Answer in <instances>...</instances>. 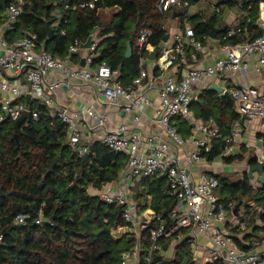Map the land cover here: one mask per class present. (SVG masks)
<instances>
[{
    "label": "built area",
    "instance_id": "obj_1",
    "mask_svg": "<svg viewBox=\"0 0 264 264\" xmlns=\"http://www.w3.org/2000/svg\"><path fill=\"white\" fill-rule=\"evenodd\" d=\"M29 1L11 0L0 18V124L7 117L17 121L25 111H29L30 120H38L39 112L31 111L29 104L39 102L49 108L53 119L66 125L67 144L78 157H84L90 145L98 142L127 158L118 179L89 188L90 194L102 201L124 206L127 226L114 229L112 234L120 239L133 233L135 242L122 253L120 264H155L158 253L173 260L183 244L195 264H264V233L249 242H243V233H234L248 227L259 207L251 204L247 209L222 200L217 193L219 179L206 168L223 157L244 155L243 162L247 161L250 152L243 147L254 148L258 165L264 163V137L260 144L248 142L242 127L245 120H259L264 136V0H258L260 34L236 44L224 42L242 31L244 18L251 21L241 0H237L239 15L227 9L223 37L205 36L207 42L196 37L190 19L192 2L218 0H156L155 9L168 15V39L155 46L149 43L151 31L140 30L134 46L138 73L127 84L121 79V68L96 62L101 54L99 27L92 34L91 47L82 48L84 41L77 38L62 59L48 52L29 28L16 34L17 22ZM100 1L54 0L50 27L54 33L66 35L70 15L78 9H96ZM119 10L105 8L104 12ZM224 11L213 4L212 12ZM212 42L217 54H205ZM82 58L85 66L81 65ZM249 72L258 75L260 83L250 82ZM211 84L222 86L231 95L241 117L222 138L225 145L213 161L208 155L214 149L213 140L222 137L220 128L213 117L196 119L191 111L192 103ZM114 114L122 122L115 123ZM180 119L192 125L189 135L179 132ZM249 166L247 162L243 170L248 172ZM162 175L175 197V207L164 218L152 208L139 213L134 188L144 178ZM260 176L257 171L251 176L254 187L262 186ZM28 218L30 214H19L15 222L24 224ZM43 221L41 214L36 223ZM144 231H148L147 245ZM170 250L173 254L168 257Z\"/></svg>",
    "mask_w": 264,
    "mask_h": 264
},
{
    "label": "trees",
    "instance_id": "obj_2",
    "mask_svg": "<svg viewBox=\"0 0 264 264\" xmlns=\"http://www.w3.org/2000/svg\"><path fill=\"white\" fill-rule=\"evenodd\" d=\"M241 2L251 21L244 18L242 31L224 44H236L246 41L252 34L254 37L260 34L257 26L258 0ZM155 3L156 0H101L96 9L74 11L66 26L67 34L63 36L55 32L51 40L47 24L51 26L54 20V0H30L17 22L16 33L29 28L37 33L38 41L45 44L48 52L62 59L67 56L75 39L85 42L99 27L101 54L96 62L105 61L113 68H121V79L127 84L138 73L139 58L134 46L140 30L151 31L149 43L155 46H159L168 33L165 27L168 15L159 13ZM213 4L223 11L239 10L237 0L200 4L190 19L196 37L204 42V37L210 35V24L218 28L225 26L222 13L212 12ZM114 7L120 10L112 12L110 20L104 21L101 15L104 9ZM223 35L224 32L219 37ZM128 41L133 45L130 57L125 56ZM29 108L37 110L40 116L38 120L31 119L21 126L19 142L15 139L13 121L6 120L0 124V189L9 194V197L0 196V228L3 234L0 264H120L122 253L135 242L133 233H127L120 239L112 234L114 229L127 226L124 206L102 201L98 195L90 194L89 188L118 179L127 158L106 145L94 142L89 147V159L84 162V157H78L67 144L66 125L53 119L48 107L31 102ZM191 109L196 119L213 117L220 128L222 137L213 140L214 149L208 155L213 161L221 153L220 147L225 145L222 138L231 133L233 125L241 121V117L232 101L208 88L198 95ZM178 130L182 135H189L192 125L180 119ZM243 148L250 152L248 164L258 165L255 149ZM57 157L60 160L54 171L48 173ZM243 159L244 155H237L223 157L222 160L225 164H233ZM214 175L219 179L217 193L222 200L234 201L247 209L255 204L260 209L252 215L246 229L235 230L234 233L246 234L245 239L259 237V231H264V227L257 224L258 220L264 222V183L261 187H254L247 171L236 180L226 173ZM134 191L139 213L152 208L158 217L164 218L176 205L165 175L142 179ZM19 214H30V218L26 223L18 224L15 219ZM41 214L44 221L37 224ZM143 233L147 245L148 231ZM235 240L238 241L237 238ZM164 248H168L167 241ZM163 260L160 253L155 255V264H161ZM171 264H195L186 244L181 245Z\"/></svg>",
    "mask_w": 264,
    "mask_h": 264
},
{
    "label": "water",
    "instance_id": "obj_3",
    "mask_svg": "<svg viewBox=\"0 0 264 264\" xmlns=\"http://www.w3.org/2000/svg\"><path fill=\"white\" fill-rule=\"evenodd\" d=\"M8 3V0H0V8L5 9L6 5ZM47 29H48V33H49V39H54V31L53 29L50 27L49 24H47ZM210 37L213 39H217L219 34L225 31V27L223 28H218L213 24H210ZM168 34L165 36L164 40L168 39ZM92 39H93V35L91 34L87 41L82 43V48H89L91 47L92 44ZM133 54V45H132V41H128L127 43V51L125 56L126 57H130ZM157 54V51L152 55V58H155ZM81 65L85 66V58H82L81 60ZM208 90L211 91H215L217 92L221 97H226L227 99H229L230 101H233V98L231 97V95L228 92H224V88L218 84H211L208 87ZM27 102L30 100V95L26 97ZM8 120V117H7ZM245 118H242V121H244ZM25 121H30V113L29 111H25L22 116L14 122V131H15V139L17 142H19V133L21 130V126L25 123ZM260 144V143H258ZM89 159V153L86 154L84 156L83 161H87ZM60 160V157H57L56 159H54L51 163V166L49 168L48 173H51L54 171L56 164L58 163V161ZM257 171L259 172V174H261L260 176V181L264 183V178L262 176L263 172H264V163L263 164H259V165H250L249 169H248V173L250 176H253L254 172ZM0 196H5V197H9V194H5L1 189H0ZM161 264H171V260L170 259H165L162 261Z\"/></svg>",
    "mask_w": 264,
    "mask_h": 264
},
{
    "label": "crops",
    "instance_id": "obj_4",
    "mask_svg": "<svg viewBox=\"0 0 264 264\" xmlns=\"http://www.w3.org/2000/svg\"><path fill=\"white\" fill-rule=\"evenodd\" d=\"M200 4H197V3H195V5H193L192 4V9L193 8H196V10L198 11L199 10V6ZM212 9V8H211ZM196 11V12H197ZM196 12H191L192 14H194V13H196ZM232 12L234 13V15H235V13L237 14V15H239V10H232ZM227 13V9H225V11H224V18H226V16H225V14ZM223 14V13H222ZM230 15V14H229ZM228 15V16H229ZM231 16H233V15H231ZM230 16V17H231ZM233 18V17H232ZM215 43L214 42H212V43H209V47H211V49L209 50L207 47H206V49H205V51H204V53L205 54H210V53H212V54H217V48L215 47ZM213 46H214V48H213ZM251 72H252V70L254 71V69H253V64H252V66L250 67V69H249ZM248 77H249V80H250V82H256V83H260V81H261V78L258 76V75H253V74H250V72H249V74H248ZM115 115V117L113 118V120H114V122L115 123H117V124H119L120 122H122V119H121V117H119V116H117L116 114H114ZM188 123V122H187ZM242 127L245 129V134H246V138H247V141L248 142H251V143H254V142H256L257 144L259 143V141L264 137L263 136V132H262V128H261V125H260V121L259 120H245V122H244V124H242ZM252 147V146H251ZM215 161H218V163L219 162H221L222 161V159H216ZM223 162V161H222ZM235 163V165L233 166L234 168H233V171L235 172V173H238V169H241L242 171H244L243 170V166L244 165H246V163H247V161H236V162H234ZM233 163V164H234ZM220 164V163H219ZM225 164V163H224ZM212 165V164H211ZM211 165H209V166H206V168H208V170H210V171H214V173H215V169H214V167L213 166H211ZM228 165H231V164H228ZM221 168H224L225 169V167H223L221 164L219 165ZM232 166V165H231ZM224 169H222V170H224ZM225 170H227V169H225ZM225 170H224V172H225ZM257 224L259 225V226H261V227H264V222H262V221H260V220H258L257 221ZM259 233H261V234H263L264 233V231L263 230H261V231H259ZM243 235V242H249L253 237H256V236H253V237H249L248 239H245V235L246 234H242ZM236 242L238 243V244H240V246H241V241H237L236 240ZM243 242H242V245H243ZM244 247V246H243ZM171 262H172V260H171Z\"/></svg>",
    "mask_w": 264,
    "mask_h": 264
},
{
    "label": "rangeland",
    "instance_id": "obj_5",
    "mask_svg": "<svg viewBox=\"0 0 264 264\" xmlns=\"http://www.w3.org/2000/svg\"><path fill=\"white\" fill-rule=\"evenodd\" d=\"M191 12H196L197 10H196V8H193V9H191L190 10ZM112 13V11H109L108 13H106V12H104L103 14H101L102 15V18H103V20L104 21H109L110 19V17H111V14ZM2 14V10L0 11V15ZM221 15H223L224 16V13L223 14H221ZM110 16V17H109ZM17 34V33H16ZM192 110V109H191ZM223 166V167H225V169H227V170H225L224 168H221L219 165L220 164ZM218 163V161H214V162H212L211 164H212V166L214 167V169H215V173H226V174H228V175H230L231 176V178L232 179H240L241 178V176H242V170L241 169H238V173H235L234 171H233V166H231V165H228V164H224V162H219ZM222 169H224L225 170V172H224V170H222ZM173 254V251H167L166 252V256H168V257H171V255Z\"/></svg>",
    "mask_w": 264,
    "mask_h": 264
}]
</instances>
